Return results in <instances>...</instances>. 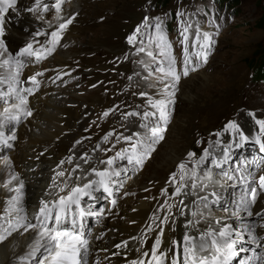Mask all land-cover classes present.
Here are the masks:
<instances>
[{
  "label": "rangeland",
  "instance_id": "obj_1",
  "mask_svg": "<svg viewBox=\"0 0 264 264\" xmlns=\"http://www.w3.org/2000/svg\"><path fill=\"white\" fill-rule=\"evenodd\" d=\"M17 1L29 2V0ZM30 1L34 2V0ZM75 1L80 4L75 5ZM70 5L73 7L72 11L69 8ZM178 11L183 13L185 21L194 25L198 22L201 31H208L215 41L207 63L201 61L198 66L195 63L190 65L187 77L182 74L183 49L180 43L181 21L176 16ZM38 14L40 15V13ZM73 14H75V19L62 37V40L69 36L73 37L71 45L68 46L71 55L63 61L64 66L56 67L58 62L55 59L62 52L58 46L57 50L44 61L26 65V70L27 72L30 70V73L33 74L37 72L34 69L43 72V75L39 77L41 85L38 92H42L41 87L44 88L51 82H62L63 89L70 91V95L77 94V96L68 98L69 101L76 103L74 105L77 106L76 108L85 110L86 107H89L91 109L84 119L83 126L76 133V141L84 142L87 146H94L93 150L99 162L94 165L97 169L106 166V164H101V161H106L109 156H115L117 151L128 146V143L120 137L137 132L141 137H147L148 129L142 128L141 123L147 124L149 128L158 123V117L144 118L143 113L152 111L147 105V100L160 98L164 86L170 83L167 78L161 80L160 77L163 74L157 71L161 67L160 60L162 58L159 56L158 50L154 49L157 59L153 62L146 52L138 53L136 51V48L141 46L140 40L139 44L134 45H129L127 42L128 34L143 21L144 17L160 18L164 31L173 44V52L178 61L177 69L181 74V80L176 90L175 104L170 107L171 119L166 126L164 139L154 145V151L142 165H129L126 159L115 161L118 165L114 167L120 171L121 177H114L116 183L111 185L113 188L111 197L101 190L96 192L98 196L95 199L85 198L83 206L85 207L86 202L90 201L91 204L86 209L96 213L94 216H88L87 228L84 230L85 238L88 242H92L96 233L102 228L101 226H104V222L111 224L118 220V215L124 211L125 206L130 205L127 202L129 197L140 198V201L147 202L152 206L153 210L156 207L167 209L161 205L169 204L177 197L171 195L174 185L169 181L170 173L176 171V165L180 161L187 160L188 151L202 154L203 148L210 147L209 141L214 143L216 139L214 135L210 134L221 130L227 120L232 119L238 123L246 117L248 121H251L253 129H258L249 112L254 113L257 118L264 119V73L261 74L257 71L261 61H264V27H261L264 23V0H237V2L235 0H66L62 4L60 15L66 19ZM43 15L53 18L54 10ZM57 23L56 21L55 26ZM150 31L154 33V29H144L145 44ZM164 66L166 67V63ZM52 70L54 73H51ZM58 72H61L62 78L59 81L56 79ZM93 85L95 86L93 87ZM37 91L34 94H37ZM140 92H146L147 96H140ZM2 107L3 102L0 101V111ZM110 108L113 110L109 115L103 116V112ZM133 111L138 114L126 117L122 115ZM132 117L138 119L137 127L132 126ZM24 119L22 118L21 122L15 126L16 130L24 124ZM247 125L249 124L245 123V126ZM109 132H112V135L105 142L103 137ZM12 134H16V131L12 133L6 130L5 132V135ZM231 136H233V140H238L236 134H224L221 137V145L211 149L217 158L222 156L221 148L226 142L232 141ZM196 141H200V143L197 144ZM11 142L13 141L11 140ZM23 143L20 144L25 145ZM252 144V142H246L240 148L232 145V159L222 168L224 172L228 173V176L234 175L232 179L222 175L221 169H216L210 160L206 161L205 166H212L206 169L214 170L212 177H218L220 180H215L218 190L207 188L208 182H206L200 188L202 189L201 193L210 195L213 191H222L223 198L227 193L231 198L237 199L236 193L239 192V188H242L235 186L232 187L233 189L229 188V191L224 182L226 180L235 181L238 185L241 175L248 178L247 184L242 185L256 186L253 181L257 180L259 175L264 174V170L259 172L264 165L258 164L254 169H248L250 171L248 176L239 170L243 165L247 167L246 162L253 161V158L250 157L255 153H258L260 159L264 161V153H260L259 149ZM68 145L71 143L68 142ZM70 150V148L68 150L63 148L60 151L63 155L52 153L54 158L57 157V161L59 156H66L64 159L62 157L63 164L58 163L59 170L55 169L54 172H65V177L57 178V184L65 180L68 173H72L73 181L76 176H80L83 181L87 173L89 174L87 177L92 178L90 169L93 167L94 160H90L89 155L82 158L83 163L80 167H88L89 170L81 173L80 167L72 166L75 154H71ZM0 152V159H14L11 146L4 147ZM164 152L168 157H174L173 160H162L160 156ZM261 154L263 155L261 156ZM51 157L52 155L48 156V158ZM68 157H71V161L68 160ZM188 166L191 167L190 162ZM131 170L134 172L133 174ZM21 172L27 173L25 168ZM132 181H135V184L129 190L128 186ZM161 189H166L167 192L162 193ZM184 190L187 189H182V195ZM52 192L53 189L50 188L48 200L53 198L50 194ZM112 199L116 200L115 205L111 203ZM97 202H99L98 205ZM257 205L258 198L248 210L252 216L233 218L227 221L221 217V224L227 222L233 225L239 231L240 238H248L247 233L252 232L249 228L256 226L247 223L246 225L243 219L257 221L256 225L259 226L258 221L263 220L264 217V208L256 212ZM132 208L136 210L133 205ZM213 208L219 209L217 205ZM220 209L224 211L227 208ZM221 210L214 212L221 213ZM260 212L263 214L258 216L257 213ZM211 220L214 225L217 224L216 218ZM242 224L245 226H240ZM68 226L71 227V225ZM247 226L248 229H245ZM109 227L107 225L106 229L109 230ZM218 228L219 226L216 229ZM31 234L32 232L28 231L22 233V236L27 239ZM258 238L259 240L256 239L255 242L258 243L257 246L255 245V249L264 255V245L261 243L264 240V232L259 233ZM238 242L241 241L238 239ZM248 245L250 247V244ZM254 253L255 251H251L250 255ZM24 254L18 253V255ZM84 259L86 264H94L90 263L89 255L84 256ZM246 260V258L241 259L238 264H259V260L255 262L252 259V263L246 262ZM262 263H264V259ZM24 264H38V262L29 260Z\"/></svg>",
  "mask_w": 264,
  "mask_h": 264
},
{
  "label": "snow or ice",
  "instance_id": "obj_2",
  "mask_svg": "<svg viewBox=\"0 0 264 264\" xmlns=\"http://www.w3.org/2000/svg\"><path fill=\"white\" fill-rule=\"evenodd\" d=\"M65 0H52L51 3L45 0H34L31 6L27 9L28 12H39L36 18L48 25V31L43 27L34 31L31 38L28 39L22 47L14 54L9 51L5 43V14L12 10L16 11L17 0H0V101L3 102V110L0 111V145L10 147L9 141H14L16 136L5 135L6 130L14 133L16 125L21 122L22 118H27L32 115V109L29 107V96L35 93L40 87L38 77L43 75V72H35L27 76V84H25L21 70L32 63H40L53 54L57 47L62 42V37L65 30L71 25L75 19V14L62 18V4ZM54 10L53 20L57 21L53 27L50 21L44 20V13ZM176 16L180 19V43L183 49V76L189 75V66L195 63L197 66L201 61L207 63L212 46L215 41L208 31H201L197 23H189L184 20L183 13L177 12ZM144 29H154L149 32V38L145 44L143 40ZM36 37H41L42 40H37ZM140 40L141 46L136 48L138 53H145L153 62L157 56L155 50H158L161 67L157 69L163 75L161 80L167 78L169 84L164 86L160 98L148 99L147 105L152 111H145L144 118L158 117V123L151 128L147 124L141 123V127L148 129L149 135L141 137L140 133L120 137L128 143L127 147L122 148L115 153V156H109L106 161H101V164H106L105 167L97 169L92 167L90 172L92 178H87L82 181L80 176H76L73 181L72 173L67 174V178L57 184L56 180L59 177H65L64 171H58L52 177V183L49 185L53 192L50 193L53 198L40 199L38 208L32 213V219H29L24 207V187L25 182L19 178L15 172H10L8 177L3 181L4 187L11 195L5 202L3 211L0 212V241H4L7 235L13 231L23 228L25 232L35 230V238L29 245V250L22 256L18 257L21 264L25 261L35 260L38 264H86L84 256L88 253V240L85 238L84 221L88 216L96 215L95 212L86 209L83 204L85 198L94 199V193L101 191L106 193L108 197L113 195L111 185L115 184L114 177L120 176V171L113 167L116 160H127L129 165H142L154 151V145L164 139L166 126L171 119L170 107L175 104V96L177 86L181 80V74L177 69V57L173 52V44L169 41L167 34L164 31L163 23L159 17H144L140 24H137L135 29L127 36L129 45L136 44ZM67 45H65L66 47ZM127 58V57H125ZM166 63V67L164 64ZM147 67V66H146ZM195 70V69H193ZM56 79H60V73H57ZM131 79V78H129ZM30 85V86H28ZM6 86V90H5ZM95 85H93L94 87ZM140 96H147L146 92H140ZM113 109H108L103 112V116H108ZM138 113H124L123 116H136ZM253 118L255 125L258 127V134L254 139L255 144L259 146V152L264 153V119L257 118L254 113L249 112ZM224 134H236L238 140H232L226 143L222 148V156L217 158L213 154L212 148L220 146L221 137ZM112 132L107 133L103 140L108 141V137ZM210 135L215 136V141H209L210 147L203 148L202 154L193 151L187 152V160H182L176 165V171L170 173L169 181L174 185L172 191L173 196L181 195L182 189L187 187L190 181L193 189L197 188L205 182L212 180V171L206 169L203 177L198 176V170L201 166H205L206 161L210 160L211 164L216 169H221L222 175L228 176L227 172L222 170V165L227 164L232 159L231 148L234 144L236 148H240L242 144L248 142L250 137L241 130L240 125L232 119L224 123L221 130H218ZM79 143V141H77ZM195 143L199 144L200 141ZM99 147V145H97ZM198 156V158H197ZM71 161V157H68ZM64 161L60 163L63 164ZM189 162L191 167L188 166ZM255 162V160H254ZM79 168V165L76 166ZM232 179L231 176H228ZM248 178L241 175L240 183L247 184ZM253 183L256 186L249 185L244 189V194L240 196L236 203V209L232 212V217H238L240 211H248L253 205L260 193H264V174L258 176ZM162 193H166V189H161ZM212 200L208 197H202L201 203L205 208L209 207L210 203L218 204L221 201L220 195L213 191L211 193ZM111 203L116 204V200L112 199ZM183 203V201H181ZM169 211L164 213V218L160 220V225L168 222L171 215V204L161 205ZM181 215L183 211L181 210ZM248 214L252 213L248 211ZM197 215L196 212L192 213ZM257 215H260L257 213ZM203 218V213H201ZM159 219L154 213L150 220L153 222ZM218 229L209 227L206 231L199 234V241L195 237L185 232L182 237L183 245L177 239L170 240V245L163 246V227H159V231L154 237L150 248L145 251L143 245L147 237H132L133 240H139L141 248L137 249V257L128 262V264H232L233 258L237 256V239L240 238L239 231L229 223L221 224L220 218H216ZM191 224V221H189ZM68 225H71L69 227ZM146 232L153 231V224L149 223L145 229ZM235 232L236 238H233ZM252 241L256 242V237L249 234ZM128 241H121L115 245L116 249L127 247ZM118 255L119 253H113ZM259 260V257H256ZM97 264L99 261L97 260Z\"/></svg>",
  "mask_w": 264,
  "mask_h": 264
},
{
  "label": "bare ground",
  "instance_id": "obj_3",
  "mask_svg": "<svg viewBox=\"0 0 264 264\" xmlns=\"http://www.w3.org/2000/svg\"><path fill=\"white\" fill-rule=\"evenodd\" d=\"M45 2L51 3L52 0H45ZM31 4L32 3L30 0L29 2L25 3L17 1L16 11L13 12L11 10L10 12H7L5 14L4 39L7 48L13 54L18 51L19 48L22 47L28 39L31 38V34L34 31L40 29L41 27H43L45 31L49 30L47 24H44L42 20L36 18L39 15V12L30 13L27 11ZM79 4L80 2L75 1V5ZM69 8L72 11V5H70ZM44 20L50 21L53 27L55 26L56 21L53 20L52 17L45 16ZM72 38V36L67 37L65 40H62L61 44L59 45L62 52L61 55H59L57 59H55L58 62L56 67H63V61L70 57L71 54L69 52L70 50H68V46L71 45ZM36 39L42 40L41 37H36ZM65 45L67 46L65 47ZM26 68L27 66L21 70L22 73L24 71L23 74L21 73V76L25 84H27V76L33 74L30 73V70H28L27 72ZM34 70L37 72H41L39 69ZM0 71L3 70L0 69ZM51 73H54L53 70L51 71ZM38 79L40 80L39 77ZM60 79H62L61 75ZM60 79H58V81ZM62 85V82H51L47 84L46 87H41L42 92H38V90L37 94L33 93L34 95L29 96V107L32 109V115L25 118L24 124H20L21 126L17 128L16 134H14L16 136V139L13 142H11V140L9 141V144H12L11 149L14 155V159H0V212L3 211L6 198L11 195V193H9L4 187H2L3 181L8 177L10 172L17 173L19 175V178L25 182L23 207L27 215L29 216V219L32 220L33 223H35V220L32 219V213L37 210L40 199H47L49 195L48 192L50 191L49 185L51 184V177L55 174V169L59 170L57 166L59 165L58 163L62 161V157L63 159L64 157H66L59 156L57 161V157L54 158L55 156H53L52 153L55 152L57 155L62 154V152L60 151H62L63 148H65V150H68L70 148L71 154H75V159L72 160V166L79 165L80 167L83 163L81 161L82 158L87 157V155H89L90 160H94L92 164L93 167L96 162L99 163L96 159L93 145L87 146L84 142L77 143L76 141V133L83 126L84 119H86V115L89 114L91 109L89 107H86L85 110L76 108L77 106H74L76 105V103L69 101L68 98L69 96H77V94L72 93V95H70L71 92L64 90ZM2 110L3 107L1 111ZM28 118L31 119L28 120ZM137 120V118L132 117L133 127H137ZM238 123L239 125L241 124L240 127L245 132V134L250 137L248 143L252 142V145L256 146V148L259 149V146L255 144L254 139H252L253 135L258 134V129H253L251 121H248L246 117L242 119V122L240 121ZM245 123H248L249 125L245 126ZM231 137L232 138L230 139L233 140V136ZM21 142H24L25 145H21ZM68 142H70L71 145H68ZM228 142L229 141H227L226 143ZM4 147L6 146L0 145V151ZM49 155H52V157L48 158ZM262 155L263 154H261V156ZM160 158H162V160L165 159L168 161H172L174 157L170 158L168 157L167 153L164 152L161 154ZM250 158H253V161L250 160V162H246L247 167H244L243 165L239 168V170L242 171V173H246L247 176L248 174H250V171H248V169H254L256 166H258V164L264 165V161L263 159H260L258 153H255ZM116 162L113 167L118 165V163ZM207 167L212 166H201V168L198 170L199 177H203V172ZM223 167L224 165L222 166V168ZM23 168L26 169L27 173L23 174L21 172ZM80 168L82 169L80 171L81 173H85L87 172V170H89L87 169L88 167L84 166ZM263 170L264 167L259 172ZM212 172H214V170H212ZM74 173L77 174L76 172ZM133 173L134 172L132 171V174ZM88 175V173L87 175H85V179L90 178L87 177ZM231 177L233 178L234 175H232ZM215 180H220V178L212 177V180L208 182L207 188L218 190V186L216 187ZM224 183L229 191V188L233 189L232 187L235 186L238 188H242H239V192L236 193L237 199L231 198L230 195H227V193L225 195V198H223L221 193L222 191H218L217 193L221 197L220 203H210L209 207L205 208L201 203V198L207 196L209 201H211V194L208 195L207 193H201L202 189L200 188L202 184L198 185V187L195 188L194 191H192L193 188L191 187V183L189 181L186 187L187 190H184L183 195L181 194L180 196L175 197V200H171L169 202V204L172 205V209H170L171 215L168 218V222L164 225H160V220L164 218V213L166 211H169V209L156 207L153 210L152 206H150L147 202L140 201V198L138 199V197H136L135 199H133L132 197H129V199L126 200L130 205L125 206L124 211L118 215V220L113 221L111 224L109 222H107V224L104 222V226H101L102 228H100V230L96 233L92 242L89 241L88 253H90L88 255L89 257H91L90 263L95 264L98 260L99 264H128L130 260L137 257V249L141 248L139 240H133L132 237L146 236L147 239L145 244L143 245V249L147 251L150 248L151 243L154 241V237L159 231V227H163L164 229L163 246L170 245V240L173 238L180 241L182 246V237L185 232L192 235L196 238L197 241H199V234L201 232L206 231L209 227L215 230L218 226H220L218 224L214 225L212 220L210 221V219L212 218L215 219L220 217L221 221L222 217L224 221H227L229 219L232 220L233 218L240 219L252 216L249 215L247 211H240L238 217H232V212L236 209V203L239 201L240 196L244 194V189L246 188V186L240 184V182L237 185L235 181L231 182L230 180H226ZM134 184L135 181H132L130 183V186H128V189L130 190L132 186H134ZM41 191L43 192L41 193ZM97 196L98 194L94 193V197L96 198ZM181 201H183V203H181ZM90 204V201L86 202L85 208L90 206ZM98 204L99 202H97V205ZM132 205L135 206L136 210L132 208ZM216 205L219 207V209L215 208V210L213 207ZM257 206L258 207L256 212L264 208V193L258 195ZM222 207L227 209L222 211L220 209ZM181 210L184 213L183 215L180 214ZM218 210H221V213L214 212ZM193 212H196L197 215L193 216ZM154 213L157 217H159V219L153 222L152 220H150V217H152ZM201 213H203V218L201 217ZM259 214L261 215L263 213L260 212ZM87 219L88 217H86L84 221V230L87 228ZM243 220H245V224H254L257 229L256 227L249 228V230H251L252 232L247 233L249 236L248 238H239L241 242H238L237 239V256L233 258L232 264H238L241 259L245 258L247 259L246 262L252 263V259L256 262V257L260 258L259 264H264L262 263V260L264 259L263 253L261 254V252H258L256 251L257 249H255V245L257 246L258 243H254L249 235L251 233V235L255 236L256 239L259 240L258 234L264 232V217L263 220L258 221L263 229L260 225H256L257 221L254 222L252 221V219ZM189 221H191V224H189ZM149 223L153 224L152 232L145 231L146 226ZM105 224L106 228L107 225L110 226L109 230L105 228ZM240 226L244 227L245 225L242 224ZM245 229H248V226L245 227ZM29 231H31L32 234L29 235L27 239L22 236V233L26 232L23 230V228H20L16 231H13L10 235H7L4 241H0V264H21V262L18 260V257L22 255H18V253H26L29 250V245L35 238V230ZM233 238H236L235 232L233 234ZM125 240L128 241L127 247H121L120 249L115 248V245L117 243ZM261 243H263L264 245V240H262ZM248 244H250V247ZM251 248L252 250H249ZM251 251H255V253L250 255ZM113 253L119 254L114 255ZM87 256L85 255V257Z\"/></svg>",
  "mask_w": 264,
  "mask_h": 264
},
{
  "label": "trees",
  "instance_id": "obj_4",
  "mask_svg": "<svg viewBox=\"0 0 264 264\" xmlns=\"http://www.w3.org/2000/svg\"><path fill=\"white\" fill-rule=\"evenodd\" d=\"M229 1V0H227ZM235 2H237V0H235ZM264 16V15H263ZM263 22H264V17H263ZM261 27H264V23H263V26ZM264 50V49H263ZM264 55V54H263ZM263 59V58H262ZM254 67V66H253ZM257 71H259V73L263 74L264 73V61L262 60L261 63L259 64L258 68H257Z\"/></svg>",
  "mask_w": 264,
  "mask_h": 264
}]
</instances>
